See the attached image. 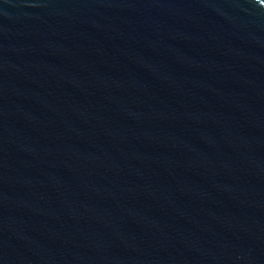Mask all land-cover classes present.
Listing matches in <instances>:
<instances>
[{
  "label": "water",
  "instance_id": "obj_1",
  "mask_svg": "<svg viewBox=\"0 0 264 264\" xmlns=\"http://www.w3.org/2000/svg\"><path fill=\"white\" fill-rule=\"evenodd\" d=\"M0 264H264V0H0Z\"/></svg>",
  "mask_w": 264,
  "mask_h": 264
}]
</instances>
